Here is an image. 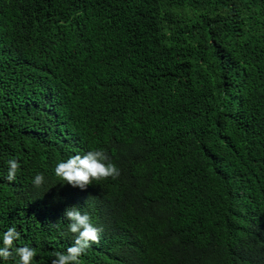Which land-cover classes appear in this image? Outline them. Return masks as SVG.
I'll list each match as a JSON object with an SVG mask.
<instances>
[{
  "label": "trees",
  "instance_id": "1",
  "mask_svg": "<svg viewBox=\"0 0 264 264\" xmlns=\"http://www.w3.org/2000/svg\"><path fill=\"white\" fill-rule=\"evenodd\" d=\"M95 149L119 178L55 175ZM73 206L82 264H264V0H0V234L52 264Z\"/></svg>",
  "mask_w": 264,
  "mask_h": 264
},
{
  "label": "clouds",
  "instance_id": "2",
  "mask_svg": "<svg viewBox=\"0 0 264 264\" xmlns=\"http://www.w3.org/2000/svg\"><path fill=\"white\" fill-rule=\"evenodd\" d=\"M8 165L6 179L11 182L16 179L20 164L16 159H10ZM54 171L57 177L66 181L73 188L81 190L87 189L94 180L101 181L109 177L115 180L121 174L119 168L103 149L72 155L67 160L58 162ZM44 181L45 177L41 173L35 175L32 183L39 188ZM64 217L69 221L68 230L75 236L74 243L65 252H54L55 258L52 260V264H82L81 257L92 244L100 242L103 228L96 226L91 216L87 212L82 213L76 206L67 208ZM20 236L21 233L15 226L8 227L5 232L0 234V258L3 261H14V264H32L37 256V249L29 245L17 247L15 242L20 239Z\"/></svg>",
  "mask_w": 264,
  "mask_h": 264
}]
</instances>
